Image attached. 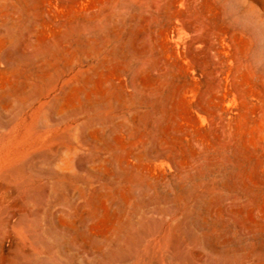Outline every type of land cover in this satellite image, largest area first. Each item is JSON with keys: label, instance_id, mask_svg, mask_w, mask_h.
<instances>
[{"label": "rangeland", "instance_id": "obj_1", "mask_svg": "<svg viewBox=\"0 0 264 264\" xmlns=\"http://www.w3.org/2000/svg\"><path fill=\"white\" fill-rule=\"evenodd\" d=\"M2 185L0 264H264V0H0Z\"/></svg>", "mask_w": 264, "mask_h": 264}, {"label": "bare ground", "instance_id": "obj_2", "mask_svg": "<svg viewBox=\"0 0 264 264\" xmlns=\"http://www.w3.org/2000/svg\"><path fill=\"white\" fill-rule=\"evenodd\" d=\"M6 29H8L6 27ZM38 59L39 60H43L45 59L46 57L44 56L43 53L39 54L38 56ZM1 60L8 66V67H12L13 65L16 64V59L13 58V57H9V56H5V57H1ZM21 64V63H20ZM1 94H2V97L4 98H7L8 95L7 93H5V87H2V90H1ZM10 93V92H9ZM29 98V97H28ZM27 98V99H28ZM26 99V100H27ZM6 103V102H5ZM6 107V106H5ZM69 107V106H68ZM70 108V107H69ZM53 121V117L51 116V109H49V107H47L45 110H43L42 114L40 115L39 117V120H38V123L40 126L44 127V126H47L49 125L51 122ZM9 125L8 122L6 123H3L2 124V127H5ZM38 125V126H39ZM153 126V125H152ZM83 142V141H82ZM65 149H67V147L64 146ZM135 158L139 159V160H148V161H153L155 159H158V158H161V157H165V158H168L170 159L167 154L162 151V150H151V149H145L143 151H140V152H137V153H134L133 154ZM112 162V161H111ZM69 163H72V161H69ZM76 168H81L80 167V164L77 162V161H73L72 163ZM83 164V163H82ZM112 164V163H111ZM22 166V165H21ZM45 166V165H44ZM19 167V166H18ZM23 168V167H22ZM25 170V168H24ZM34 170V169H33ZM32 171V170H31ZM21 172H24V171H21ZM25 173V172H24ZM4 177V176H3ZM5 179V177H4ZM11 179V178H10ZM4 183H6L4 181ZM13 187V186H12ZM9 188V187H8ZM13 190V189H12ZM0 191H5V193L9 194V192L11 190L7 189L5 186H0ZM11 193V192H10ZM5 195V194H4ZM71 195V194H70ZM76 195V194H75ZM6 197H8L7 195H5ZM3 197V196H2ZM5 199V198H3ZM65 199V198H64ZM6 200V199H5ZM67 200V199H66ZM3 202V201H2ZM1 202V204H2ZM18 202V201H17ZM16 202V203H17ZM20 204H21V201H20ZM18 206V205H17ZM19 207V206H18ZM21 209V208H20ZM141 211V210H140ZM23 213V212H22ZM21 213V214H22ZM37 213H40V212H37ZM36 213V214H37ZM140 213V212H139ZM34 214V213H33ZM138 214V213H137ZM43 215V214H42ZM41 216V214H40ZM22 217V216H20ZM25 217V216H24ZM23 217V218H24ZM19 220V223L21 224V219H18ZM186 222V221H185ZM179 225V224H178ZM136 228L140 227L138 225V222H136V220L134 221V225ZM42 227V226H41ZM139 230V229H137ZM142 231V230H141ZM190 233V232H189ZM135 234V233H134ZM133 234V235H134ZM195 234V233H194ZM47 235H49L50 237H53L54 238V241L57 243L53 246V249L57 252V253H61L62 255H67L69 253H71L74 249H75V245L71 243V241H64L62 236L58 233V232H55V231H52V230H49L47 232ZM101 235V234H100ZM133 237V236H132ZM177 241V240H176ZM185 241V240H184ZM140 242V241H139ZM178 243V242H176ZM177 245V244H176ZM181 245V244H180ZM185 245V244H184ZM45 246V245H44ZM139 246V245H138ZM45 248V247H44ZM52 250V249H51ZM171 252V251H170ZM175 254V252H172ZM175 256V255H174ZM178 256V255H177ZM50 257V256H49ZM57 257V256H56ZM169 257V256H168ZM54 259V258H53ZM54 261V260H53ZM123 261H127V260H123ZM176 261V260H175ZM157 262V261H156ZM226 262H228V260H226ZM48 263V260L46 262V264ZM154 263V262H152ZM49 264V263H48ZM53 264V263H51ZM54 264H58L57 263H54Z\"/></svg>", "mask_w": 264, "mask_h": 264}]
</instances>
